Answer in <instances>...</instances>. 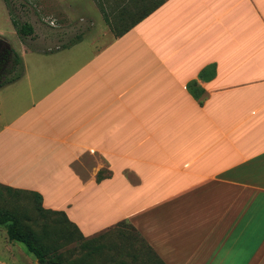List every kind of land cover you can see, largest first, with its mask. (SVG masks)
<instances>
[{
	"label": "crops",
	"instance_id": "0c3cea01",
	"mask_svg": "<svg viewBox=\"0 0 264 264\" xmlns=\"http://www.w3.org/2000/svg\"><path fill=\"white\" fill-rule=\"evenodd\" d=\"M78 20L0 88L3 193L85 239L130 226L160 264H264V0H165L120 37ZM27 254L1 225L0 264Z\"/></svg>",
	"mask_w": 264,
	"mask_h": 264
},
{
	"label": "rangeland",
	"instance_id": "374dc122",
	"mask_svg": "<svg viewBox=\"0 0 264 264\" xmlns=\"http://www.w3.org/2000/svg\"><path fill=\"white\" fill-rule=\"evenodd\" d=\"M93 1L99 11L92 0H55V5L57 4L60 10L73 11L70 13L71 19L62 20L56 17V13L46 12L47 8H45L46 2L44 0H0V38L7 41L8 46L20 59L26 56L25 53L27 54L25 58H29V54L33 55L35 53V49L29 48L35 44V40L45 38L47 45L50 46L51 44H48L49 39L62 41L65 35L71 37L77 34L78 30L73 31L64 28L63 25L66 22L73 24L79 22L78 19L82 16L90 15L100 24L103 19V16L101 18L102 9L112 22L117 20L115 16L119 12L113 10L114 7L108 6L104 0ZM157 1H146L144 5L150 8ZM139 15L140 12H135L133 16L127 18L125 24L132 23ZM12 21L17 23L18 27L23 24L33 25L35 36L20 38ZM10 60L5 66V72L3 71L0 81L14 77L19 70L18 65L13 66L14 56L12 54ZM16 199L24 207L26 215L27 213L31 215L30 218L36 225L33 222L30 224H33L35 230L39 231L44 222L49 223V220L42 219L36 212V203L33 198L24 195L18 196ZM73 238L74 241L72 242L65 241L64 247L58 251L62 253L65 260L78 259L87 255L89 264H160L137 232L127 225H119L85 240L79 239L75 233ZM18 245L25 249L22 244L18 243ZM27 255L31 257L32 261L35 260L33 255Z\"/></svg>",
	"mask_w": 264,
	"mask_h": 264
},
{
	"label": "trees",
	"instance_id": "16d2710c",
	"mask_svg": "<svg viewBox=\"0 0 264 264\" xmlns=\"http://www.w3.org/2000/svg\"><path fill=\"white\" fill-rule=\"evenodd\" d=\"M140 1L142 2L141 10L134 12L123 10L115 16L117 20L113 22L102 9L103 18L115 37H120L128 32L137 23L161 6L165 0H158L150 8L145 7L144 3H146V1L151 2V0ZM135 12H140V15L134 19L132 23L125 24L127 18L133 16ZM12 24L20 38L31 36L33 34V28L29 24H23L20 27H18L17 23L14 21H12ZM6 46L8 48L7 55L5 56L6 65L11 61L10 55L12 54L14 56L13 66L18 65L19 70L14 77L5 81H0V88L18 80L23 71L21 59L8 45ZM5 189L8 191L9 196H7L8 194L6 192L5 194L3 193L4 190L0 186V226H6L7 236L10 241L23 244L27 251L34 256L38 264H89L87 255L78 259L65 260L63 259L62 253L58 252L64 247L63 245L65 241H74V233L79 239L85 240V238L79 233L78 229L68 221L64 213L45 210L41 204V197L36 193L16 191L9 188ZM13 193L14 196H11ZM21 194H24L25 197L33 198L36 203V212L42 219L49 220V223L44 222L40 226L39 231L35 230L33 224H36L30 218L31 215H28V213L26 215L23 209L24 207L16 201V198L21 196ZM31 222H33V224H30Z\"/></svg>",
	"mask_w": 264,
	"mask_h": 264
},
{
	"label": "flooded vegetation",
	"instance_id": "af4514ba",
	"mask_svg": "<svg viewBox=\"0 0 264 264\" xmlns=\"http://www.w3.org/2000/svg\"><path fill=\"white\" fill-rule=\"evenodd\" d=\"M7 46L5 44L0 43V77L3 74V71L5 69L6 63H5V56L7 55Z\"/></svg>",
	"mask_w": 264,
	"mask_h": 264
}]
</instances>
